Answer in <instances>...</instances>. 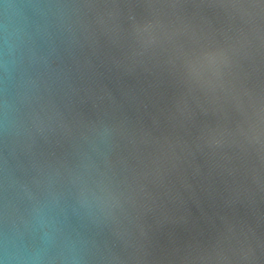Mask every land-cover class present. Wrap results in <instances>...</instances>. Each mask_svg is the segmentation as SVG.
Listing matches in <instances>:
<instances>
[{"label":"water","instance_id":"obj_1","mask_svg":"<svg viewBox=\"0 0 264 264\" xmlns=\"http://www.w3.org/2000/svg\"><path fill=\"white\" fill-rule=\"evenodd\" d=\"M0 264H264V0H0Z\"/></svg>","mask_w":264,"mask_h":264}]
</instances>
